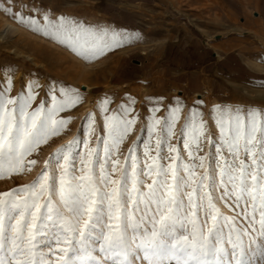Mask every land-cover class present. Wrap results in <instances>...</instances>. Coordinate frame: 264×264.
Masks as SVG:
<instances>
[{"label":"snow or ice","instance_id":"snow-or-ice-1","mask_svg":"<svg viewBox=\"0 0 264 264\" xmlns=\"http://www.w3.org/2000/svg\"><path fill=\"white\" fill-rule=\"evenodd\" d=\"M6 12L85 58L121 43L115 30L64 15L54 18L50 10L13 12L9 6ZM41 20L46 22L42 27ZM7 85L0 90V177L22 172L24 158L70 122L58 114L81 99L77 89L52 86L46 94L50 106L41 101L29 111L34 84L29 82L27 93L17 98L5 94L10 80ZM178 111L172 110L173 119ZM214 111L218 133L209 132L202 120L196 122L195 113L182 129L190 162H182L180 149L171 144L167 155L161 154L162 135L156 139V155L146 146L143 166L130 149V164L118 179L107 165L135 123L127 118L128 105L118 115L104 117L103 161L96 148L87 146L74 155L76 140L62 146L32 184L0 194V264H264V111L227 106ZM91 119V114L85 118ZM158 125L160 120L153 119L149 138ZM164 128L167 136L174 134L167 118ZM202 139L215 151L197 158L194 150H200ZM206 159L208 167L197 179L195 169L203 168ZM118 163L111 162L113 172ZM142 176L154 177L146 190L141 188ZM217 189L222 198L233 197L237 207L243 205V229L215 207L212 193ZM199 210L204 211L203 223L197 218Z\"/></svg>","mask_w":264,"mask_h":264},{"label":"rangeland","instance_id":"rangeland-1","mask_svg":"<svg viewBox=\"0 0 264 264\" xmlns=\"http://www.w3.org/2000/svg\"><path fill=\"white\" fill-rule=\"evenodd\" d=\"M9 6L13 12L26 8L50 10L54 18L64 15L98 29H112L121 34V43L85 58L43 31L27 24L23 27L18 19L32 38L47 46L39 51L13 35L0 38V90L10 80V91L5 93L10 98H17L22 91L27 93L29 82L35 86V99L29 111L41 101H48L46 107L50 106L46 94L52 86L77 89L81 98L74 107L58 114V118L70 122L24 158L22 172L0 177V194L32 184L45 168V162L74 140V155L84 153L87 146L96 148L103 161V137L107 134L104 117L118 115L122 105L129 106L127 118H135V123L109 159L107 169L113 179H118L123 167L130 164L126 159L130 149H134L132 155L143 166L146 146L156 155V139L162 135L165 142L160 146L161 154L167 155V146L171 144L180 149L182 162H190L183 147L182 129L186 121L191 123L189 117L193 113L196 122L202 120L207 130L215 134L217 106L264 111V0H0V19H15L6 12ZM40 23L42 27L46 22ZM207 44L212 46L205 47ZM15 48L27 54L36 52L48 70L27 65V57L15 54ZM86 84L91 86L88 91ZM105 100L107 104L103 103ZM176 107L179 111L173 119L172 110ZM89 114L92 119L86 121ZM166 118L173 124L171 136L164 128ZM153 119L160 120V125L149 138L148 126ZM214 151L202 139L194 156H208ZM33 160L35 164H30ZM113 160L119 162L115 172ZM78 161L77 156V167ZM208 164L206 159L203 168L195 169L197 179ZM153 178L141 177L142 190ZM212 195L219 212L235 218L236 226L243 229L247 223L243 205L237 207L233 197L222 198L219 189ZM54 199L60 204L58 197ZM183 199L187 205L186 194ZM60 207L67 214L62 204ZM197 218L204 222L203 210L197 212Z\"/></svg>","mask_w":264,"mask_h":264},{"label":"bare ground","instance_id":"bare-ground-1","mask_svg":"<svg viewBox=\"0 0 264 264\" xmlns=\"http://www.w3.org/2000/svg\"><path fill=\"white\" fill-rule=\"evenodd\" d=\"M18 21L16 18L12 20H9L8 18L0 19V38H8L9 36L13 35L18 39H24L26 42H30V44H32L33 47L37 48L39 51L43 50L44 47L47 46L46 43L38 40L37 38H32L29 32H26L24 30V24H22V27V25ZM14 53L26 56L28 59V62H26L27 65H29L33 69L48 70L44 60H42L37 54H35L36 52L27 54L22 49L19 50L15 48ZM85 86L87 87V91L91 89V86L89 84H86Z\"/></svg>","mask_w":264,"mask_h":264},{"label":"crops","instance_id":"crops-1","mask_svg":"<svg viewBox=\"0 0 264 264\" xmlns=\"http://www.w3.org/2000/svg\"><path fill=\"white\" fill-rule=\"evenodd\" d=\"M262 24H264V21L262 22ZM211 44H214V42L211 43ZM216 44H218V46L222 45V43H220V42H217ZM208 46L211 47L212 45H209V44L205 45V47H208ZM212 48H214V47H212ZM262 68H263V67H262Z\"/></svg>","mask_w":264,"mask_h":264}]
</instances>
